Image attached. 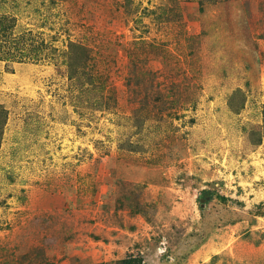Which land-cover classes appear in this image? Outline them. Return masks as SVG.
I'll return each mask as SVG.
<instances>
[{"label":"rangeland","instance_id":"rangeland-1","mask_svg":"<svg viewBox=\"0 0 264 264\" xmlns=\"http://www.w3.org/2000/svg\"><path fill=\"white\" fill-rule=\"evenodd\" d=\"M0 264H264V0H0Z\"/></svg>","mask_w":264,"mask_h":264}]
</instances>
